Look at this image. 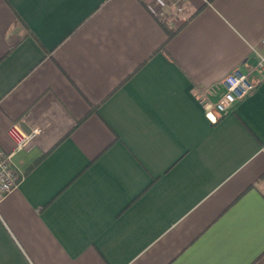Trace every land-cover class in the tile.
<instances>
[{"label": "crops", "instance_id": "obj_1", "mask_svg": "<svg viewBox=\"0 0 264 264\" xmlns=\"http://www.w3.org/2000/svg\"><path fill=\"white\" fill-rule=\"evenodd\" d=\"M155 6L0 0V146L38 130L0 264H264V0H189L168 41ZM240 65L255 89L209 115Z\"/></svg>", "mask_w": 264, "mask_h": 264}, {"label": "built area", "instance_id": "obj_2", "mask_svg": "<svg viewBox=\"0 0 264 264\" xmlns=\"http://www.w3.org/2000/svg\"><path fill=\"white\" fill-rule=\"evenodd\" d=\"M189 0H156L153 8V15L159 20H167L172 15L180 18V21L188 19L187 3ZM262 50L258 53L256 66L264 68V37L261 40ZM237 66L222 80L225 88L222 97L213 105H208V114H213L216 118L225 114L238 101L251 93L257 80L253 79L250 72ZM38 130L25 131L18 122L11 124L7 130L9 137L15 144L13 151L8 152L0 146V200L13 191L22 179V174L13 163V154L24 148L36 135Z\"/></svg>", "mask_w": 264, "mask_h": 264}, {"label": "trees", "instance_id": "obj_3", "mask_svg": "<svg viewBox=\"0 0 264 264\" xmlns=\"http://www.w3.org/2000/svg\"><path fill=\"white\" fill-rule=\"evenodd\" d=\"M176 20H177V22L180 23L176 28H172L167 20L160 21L162 27L165 29V31L167 33V41L169 39H171L177 33V31L184 25V23L187 21V20L186 21H180V18L177 16H176Z\"/></svg>", "mask_w": 264, "mask_h": 264}, {"label": "rangeland", "instance_id": "obj_4", "mask_svg": "<svg viewBox=\"0 0 264 264\" xmlns=\"http://www.w3.org/2000/svg\"><path fill=\"white\" fill-rule=\"evenodd\" d=\"M176 17V16H175ZM178 23L176 21L173 22V25L176 26Z\"/></svg>", "mask_w": 264, "mask_h": 264}]
</instances>
